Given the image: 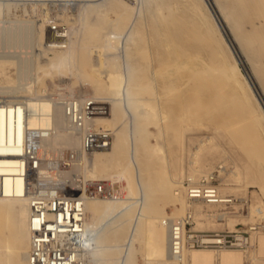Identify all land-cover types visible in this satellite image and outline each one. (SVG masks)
I'll return each instance as SVG.
<instances>
[{"label": "bare ground", "instance_id": "bare-ground-1", "mask_svg": "<svg viewBox=\"0 0 264 264\" xmlns=\"http://www.w3.org/2000/svg\"><path fill=\"white\" fill-rule=\"evenodd\" d=\"M83 1H88L89 3L81 4L80 2ZM153 1L149 0V2ZM158 1L161 3L159 11L167 3L171 10L162 18L158 14L159 11L154 14L155 23L159 28L154 38V44L156 46L161 45V38L164 39L167 35L180 37L186 41L181 50H175L173 49L174 40H170V44L171 42L172 44L167 47L169 54L167 53L166 58L161 57L159 59L162 65L160 66L166 65L167 68V63L171 62V68H173V65L176 64L174 69L178 66V72L180 70L183 73V78H186L189 82L192 81L194 87L203 86L207 89L210 85L209 82L214 81L215 83L212 82L215 85L214 90H212L210 96L218 97L219 92L228 90V98L237 109H242L244 112L252 111L253 115L259 114L261 116L259 120L263 118V121L258 123L263 138L264 109L256 97L250 81L240 71L239 60L233 54L234 52L232 53V48L221 30L219 21H221L234 43L240 59L244 63L252 64V67L251 65L249 67V74L257 83L261 98L264 100V82L258 78L260 74L257 73L254 65L256 63L262 66L260 65L262 60L254 57L255 53H252V50L264 47V0H236V2H231L230 0H174V8L171 6V0ZM211 4H213V8ZM20 5L26 8H24L26 11L21 16L24 18H12L14 14L12 16L9 13L11 12L10 10L15 7L19 11L17 6L20 7ZM74 6H76L77 11L72 16L68 10L73 9ZM47 7L56 10L52 13L51 9L50 12L52 14L43 12L44 8L48 9ZM59 7L64 8L59 11ZM88 9H92L96 14L95 22L87 20ZM132 9L130 4H127L124 0H0V264H29L28 256L32 248V203L28 193V167L27 164H23L22 159L28 143L36 148L38 156L42 160V166L32 181L35 185L52 180L62 185H67L66 182H69L72 186L68 191L70 195L81 193L83 195V192L88 187L84 181L101 178L100 174L103 175V173L113 170L111 180L118 182L119 186L114 192L112 199H103L96 195L92 197L83 196L85 198V228L81 241L84 250L83 258L86 264H137L138 260L135 259L136 257L134 258L136 249L134 248V243L138 241L137 239L143 237L146 238V245L149 249H152V247L160 249L168 256L167 260L157 264H176L170 257L169 230L164 225L163 218L160 217V214L164 211L160 201H172L177 206L179 213H183L188 204L186 213L192 210L195 217L198 210L192 209V205L195 203L190 204L185 202V198L183 199L184 190L182 191L183 186H181L182 178H184L183 172L179 176V179L182 180H177L173 175L167 178H159L162 176L160 175L151 182L147 179L149 176L146 177L147 174L145 175L144 173L145 168H149L151 164H156L157 156L154 159L153 153L164 152V148L162 141H159L154 146L150 144L149 138H146L147 134L141 135L146 138L145 140L140 137V133L145 129V127L142 128L143 124L145 122L148 124V121H141L142 124L138 121L140 119L146 120L151 115L155 116L154 118L151 117L153 120L157 118L156 115L162 119L164 111L158 107L159 105L155 106L151 99L146 102L143 101L142 104L148 108L138 116V119L134 117V124L127 131L130 141L127 148L125 147V139L121 135L122 131H118V133H114L110 148L93 151L89 153L92 156L88 157L79 151H84L82 131L75 128L66 116L62 104L64 99L61 101L63 107H59L53 104L51 100L37 98L36 95L38 96L40 92H46V88L37 90L36 94H32L26 100L15 98L14 96L7 100L4 97L5 95L20 93L22 89L19 86H11L10 83L28 80L30 77L39 80L41 78L40 74L45 76L53 72L62 71L64 68L68 70V67L72 64H75L77 75L88 78L93 90L91 96L95 98H100L102 95H108L109 93L118 97L122 96L123 92L127 95L126 92H128L131 85L141 78H146L150 83H148L149 86L154 84V87H157L156 85L163 83L161 72L151 65V53H147V57H144L146 59L144 60L148 62L147 74L144 73V75L146 74L145 77L142 76L143 74L138 69H132L129 63H126L125 74L120 72L118 64H115L117 68L114 70H108V72L101 70V67L108 64L109 60L115 61V59L120 57L119 51L121 49H123L124 56L127 58L135 54L134 49H136L137 54L140 52L141 42L149 43L148 37L143 38L139 28L132 26L129 31H123L125 22L121 19V16L124 13H131ZM120 10H123V13L116 17L121 12ZM72 13L74 14V12ZM64 15H69L74 19L72 26L63 22ZM52 18L58 23L67 26V35L65 41L61 44L62 46L57 45L61 42L55 41V37H51L49 43L46 40L48 38L47 29L49 28L47 25ZM166 20H168V24L167 22L165 23ZM102 22H108L112 24V27L105 32ZM84 30L87 31L85 37L77 42V47L74 46V39L80 33H83ZM258 32L262 37L261 39L253 37ZM41 42L43 43L42 47H46V51L52 50L54 53V56L49 58L45 65L39 62V56L35 55L34 52L29 58H22L19 64L16 60V62L11 60L16 58L13 52L4 53L2 51V49H9L10 47H35L40 45ZM94 47L104 51L103 61L100 55L97 58H91L90 55ZM191 48H195V51H191ZM111 49L115 50L114 55L108 52ZM141 52L145 53V51ZM139 54L141 56V53ZM201 59L204 63H201ZM9 65L17 67L16 73L8 72ZM88 67L98 77L105 73L107 81L113 83L114 88L111 86L107 88L103 83L99 82L91 71L87 72ZM107 67L109 68V66ZM260 69L262 70L261 67ZM238 73L241 75V79L238 78ZM81 77L78 76V78ZM180 77L177 78L181 79ZM86 79L85 81H87ZM184 80L182 79V81ZM188 81L184 82L185 86H182V88L187 87ZM7 83L10 85H5ZM81 84L83 85V83ZM136 87L140 89L138 86ZM140 87L143 90L146 86L143 87L142 85ZM187 89L183 90L182 99H177L183 100L181 103L183 108L188 107L189 104L185 94ZM32 90L33 86L30 87L29 93ZM155 90H158V88ZM89 91L87 90V92ZM97 118L95 117L93 120H96L95 127L98 126L100 130H103L101 128L108 126L107 122H105L106 120ZM157 123H160V121H157ZM51 130H64L67 133L65 140L73 147H77L78 151L71 152L72 149L66 148L65 152L63 150L64 154H61V149L58 150L59 152L52 148L50 149L44 143L43 137L47 136ZM54 134L52 133L51 136ZM254 151L259 155L258 146L254 147ZM70 152L69 160L66 159L67 162L65 161L62 166L60 163L59 170H53L56 164L53 163L52 158L56 157L63 161L61 157L67 158ZM197 157L198 154L193 155V165L198 163ZM261 157L264 158V153ZM161 159H164L163 156L159 160ZM201 168L202 166H196L193 170L191 169L188 179L198 181V178L201 177L200 173H202ZM134 169L136 170V175L138 172V181L142 189L141 198L136 199L134 197L135 200H132L133 196L131 195L135 192V183L132 179ZM220 169H224V165L220 166ZM150 173L152 174V172ZM119 181L122 182L119 183ZM220 194L223 197H227L221 192ZM140 202L142 204L138 213L135 214L132 207L137 203L140 204ZM255 203L254 206H251L247 217L251 216V218H254L257 216L262 219L264 217V207L259 206V204L255 206ZM204 206L206 208L216 207V205ZM199 208V206L196 207V209ZM214 215L213 211L207 212L209 217ZM177 216L180 217V215ZM171 217L174 216L171 215L164 218L168 219ZM218 217H220V221H223L224 214ZM232 222L235 221L231 220L230 224ZM256 230L259 231L253 233V241H258V250L260 251L259 253H262L264 252V234H261V231L264 228H256ZM107 234H111L112 238L109 239ZM126 235L127 248H119ZM254 254L255 252L253 251L251 254L252 259H255ZM184 258V264H246L247 262L238 249L223 250L216 253L213 250L195 248L187 250L184 253ZM144 259L146 264H154L152 259L146 256Z\"/></svg>", "mask_w": 264, "mask_h": 264}, {"label": "rangeland", "instance_id": "rangeland-1", "mask_svg": "<svg viewBox=\"0 0 264 264\" xmlns=\"http://www.w3.org/2000/svg\"><path fill=\"white\" fill-rule=\"evenodd\" d=\"M124 1L127 2V4H130V6L133 9L130 11L131 13H126V14L124 13L121 16V19L125 22V25H123V31L124 32L129 31L132 26H134V28H139L141 30L142 37L143 38L148 37L149 43L141 42L139 47L140 52L138 51L139 53H141V56H139L140 54L139 53L137 54L136 49H134L135 54H132L126 58L124 56L123 49H121V51H119L120 57L118 59H115V61L109 60L108 64L103 65L101 67V70L102 71L106 70V72H108V70H114L115 68H117L116 65L118 64V69L120 70V72L125 74L126 72L125 69L127 68L126 63H129L132 69H138L140 73L143 74L142 76L145 77L147 74L146 71L148 70L147 69L148 62L145 61L146 60L145 58L149 53H151L152 55L151 65L154 68L159 69V72H161L162 74L161 76H163L162 79L163 83L162 82L159 83L158 84L159 86L155 84L157 87H154V84L149 86L150 84L149 81H147L146 78L143 79L141 78L136 83H133L131 85L128 92H126L127 95H125V93L123 92L122 96L118 97L115 95H111L109 93L108 95L107 94L102 95V97L100 98H95L91 96L93 90L91 83L88 82V78L86 79L84 77H81L80 75H77L76 69L74 67L75 64H72L71 66L68 67V70L64 68L65 70L63 69L62 71H57L55 73L53 72L45 76L43 74H40L41 78L39 80L30 77L28 80H21V82L18 81L16 83L15 81L14 83H10L11 86H15V87L19 86V88L22 89L20 93L5 95L4 97L7 100L10 99L11 96H14L15 98H21L22 100H26L28 97L32 96V94H36L37 90H40L41 88H46V92H40L38 93V96L36 95V97L39 99L51 100L53 104L59 107H63L61 101L71 95L74 96L77 95V97L81 99L82 98L94 99L97 103H100L103 107H105L106 110L105 115L100 116L98 118L106 120L105 122H107L108 126L101 129L107 132H111L112 140L114 137V133L116 134L118 133V131H122L121 135L125 139L124 142L126 148L129 146L130 143L129 135L127 131H129V127H132V125L134 124V117L138 119V116H140L142 112H145L147 110L148 107H146L142 103L143 101L146 102L149 99H151L155 106L159 105L158 107H160L161 110L164 111V116L161 119L160 116L156 115L157 118L154 119L155 121L152 119L155 117L154 115H151L146 120L140 119V121H138L140 122V124H142L141 121L142 122L148 121V124L146 122L143 124L144 126L142 128L145 127V129L140 133V137L144 136V134H147V136L146 135L145 136L146 138L147 137L149 138L148 140L150 141V144H152L153 146L159 143V141H162L164 152H158V153L154 152L153 158L157 156L160 159L161 156H163L164 159L159 160L156 157L157 160L155 161L156 164L153 163L154 165L151 164L152 166L150 165L149 168H145L144 173L145 175L147 174L146 177L149 176L147 178L149 182L156 179V177L158 178V176L160 175L162 176L159 178H167L170 175H173L174 178H176L177 180L183 179L181 184V186H183V183L188 179V175L191 169L193 170L196 166L197 167L202 166L201 168L202 173H200L201 177H199L198 179L203 180V178H207V177L209 178L210 174H214L215 175L214 182L219 186L220 192L227 197L231 196L232 198L235 199V201L233 202V204L230 205V207L227 208L222 206L206 208L201 203L196 202L195 204L192 205V209L194 208L195 210H198L197 216L195 217L196 223L194 224L193 229L205 233L223 232V231H231V230L232 231L241 230V231L249 232L250 227L254 226V224L258 225L262 223L264 220V217H262V219H260L261 217H257V216L254 218L252 217L253 219L251 218V216L247 217L251 209V206H254L255 202H256L255 206H258L259 204V206L264 207V161H263L264 158L261 157L262 154L264 153V140H263L264 137L262 138V132L258 125L259 121H263V118L259 120V117L261 118L259 114L253 115L252 111L244 112L242 109H237V107L234 106V103L231 102V100L228 98V90H224V91L222 90L221 92H219L218 97L210 96V93L212 92V90H214V86H215L213 84L215 83L214 81H212L213 83L209 82L210 85L208 86L207 89L206 87L204 88L203 86L194 87L192 81L189 82L186 78H183L182 77L183 73L180 72V70L178 72L179 69L178 66H176V69H174L176 64L175 65L172 64L173 68H171V62L168 61L170 63L169 64L167 63L168 66L167 68L166 65H163V67H161L162 65L160 64L159 59H161V57L166 58L168 53L167 47H169L172 44V42L170 44V40L172 41L174 40L173 49L175 50H181L183 48V45L186 44V41L182 40L180 37L177 38L176 36L173 35L172 36L167 35L164 39L161 38V45L156 46L154 44V38L155 35L158 33L159 28L155 23L154 14H157V11H159V7L161 6V3H159L160 1L158 0H154L153 2H149V0H139V1L124 0ZM230 1L236 2V0H230ZM80 3L85 4L89 2L83 1ZM171 6L174 8L175 6L174 0H171ZM211 6L213 8V4H211ZM17 7L19 8V11L17 8L14 7L10 10L11 12L9 13H11L12 16L14 14L12 18L23 19L24 17L21 16L26 11L25 10L26 8L23 7V5H20L21 8L19 6ZM47 8L48 9L44 8L43 12L47 13L50 12L52 9L51 12L54 13V10H56L51 7L50 8L47 7ZM61 8L64 7H59V11ZM89 10L90 9L87 10V16H86L87 20L89 22H95L96 14L92 9L90 11ZM170 10L171 7H169L167 3L162 8V10L158 12V14H160L162 18V16L168 14ZM68 11L70 15L72 14V16H74L77 11L76 6H74L73 9ZM120 11L121 12L118 13L116 17L120 16V14L123 13V10ZM72 12H74V14ZM16 14L17 16L15 17ZM63 22H65L66 25L72 26V24L74 23V19H72L71 16L69 15L68 16L64 15ZM166 22L167 24L169 23L168 20H166L165 23ZM101 24L105 27L104 29L105 32H107V29H110L112 27V24L108 22H102ZM249 25L251 24L249 23ZM47 30L49 31V28ZM48 31L47 33L49 34V36L47 34L48 38H46V40L49 43L51 37ZM86 32L87 31L84 30L83 31L84 34L80 33L79 36H77L74 39V44H73L74 46L76 47L78 46L77 42H79L80 39H83L85 37ZM259 34L260 33L258 32L253 37L256 39H261L262 37ZM42 45L43 43L41 42L40 45L35 47H30V46H25L22 48L10 47L9 49L4 48L2 49V51L4 53L13 52L16 58H12L11 60L13 61L16 60L19 64L22 58H29V56H31L34 52L35 55L39 56L38 57L39 62L42 65H45L48 59L54 56V53L52 50L46 51L45 50L46 47L45 46L42 47ZM263 48L260 47V49L257 50H252L251 48V50L252 53H255L254 57H258L262 60L260 62L261 63L260 65H262L263 67L259 66L256 63L254 65L256 66L257 73L261 75V76L259 75L258 78L262 79V81L264 82V70H263L264 49ZM141 51H145V53ZM191 51H195V48H191ZM103 52L104 51H102L100 48L94 47V49H92L90 56L91 58H95V57L97 58V56L100 55L103 61L104 60ZM108 52L111 53L112 55L115 54L114 49H111ZM142 53H144L145 56ZM202 62L204 63L203 60L201 61V63ZM250 65L252 67V64L250 63L249 64L243 63L244 71H246V69L249 70ZM107 66H109V68ZM260 67L262 68V70L260 69ZM16 69L17 67H15L14 65H9L8 72L14 74L16 73ZM89 71L91 70L88 67L87 72L89 73ZM240 71L245 76V72H243L241 66H240ZM144 73L146 74L144 75ZM92 74L99 82L103 83L104 86H106L107 88H109L110 86L114 88V84L107 81V77L105 73L100 76L101 78L95 75L93 72ZM78 76L81 78H78ZM237 76L238 78L241 79V75L239 73L237 74ZM177 77L178 78L180 77L181 79H178ZM85 79L87 81H85ZM182 79L187 80L188 81L187 84L190 85L188 86L186 84L187 87L182 88V86H185L184 82H187L185 80L182 81ZM81 83H83V85ZM89 83L91 86L89 85ZM10 84L7 83L5 85H10ZM141 84L143 85V87L146 86L145 89L143 90L141 89L142 88L140 87L142 86ZM87 85L89 86L87 87ZM31 86H33V90L29 93ZM136 86H138L141 90L137 89ZM157 88L158 90H155ZM89 89L91 90L89 91ZM185 89H187L185 91V94L187 96L186 99L188 100L187 102H189V104L188 107L183 108L181 107V103L183 102V100H177V99L178 98L182 99L181 95L183 94V90ZM87 90L89 92H87ZM156 120L158 122L160 121V123H157ZM95 122L96 120L93 123L95 124ZM96 128L99 129L98 126H96ZM245 129L247 132L245 131ZM146 130L147 132H145ZM243 130L245 131V133ZM52 133L55 134L51 136ZM66 134L67 133L64 132V130L63 131L51 130L50 132H48L47 135L48 137L47 136L43 137L44 138L43 140L44 143L50 149L52 148L56 152H59L58 150L61 149L62 150L61 154H64L66 148L70 150L72 149L71 152L78 151L77 147H73L72 145H70L68 141L65 140ZM143 138L144 140L146 139L145 137H142V139ZM255 146H258L259 155H257V153H255L254 151ZM199 149L200 151L198 152ZM79 151L83 152L88 157L92 156V154L86 153L83 150H79ZM71 152L69 153L67 158L60 156L63 159V161H60L56 157L52 158L53 163L56 164L55 169L53 170H59L60 163L62 166V164L65 163V161L67 162V160H69V156ZM194 154H198L197 157L198 163L193 165L192 160H194L193 159ZM222 165H224V169L221 170L220 166ZM150 172H152V174ZM182 172L184 178L179 179V176L181 175ZM112 174H113V170L111 172H106L105 174L103 173V175L100 174L99 176L101 178L98 177L95 180H91V181L86 180L84 182L86 183V185H90L91 183L93 185L95 183L105 182L106 186H108V188H112L113 192H115L118 189L119 185L118 182L116 181L113 182V180H111ZM132 179L135 183L134 184L135 192H133L131 196H133V198L136 197V199L137 198L140 199L142 188L141 185H139L138 172L136 175L135 169L133 171ZM121 182L122 181H119V183ZM124 182L126 183V181ZM67 183L69 185L71 184L69 182ZM78 183H82V182H78ZM182 191H183V187H182ZM182 196L184 199L185 195L182 194ZM98 197L103 199H112V197L111 198H105L101 196ZM133 198L132 200H135V198L134 199ZM141 202L140 204L137 203L135 204V206L132 207V210H134L135 214L138 213L139 208L142 204ZM171 202L160 201L161 205H163L162 207L164 208V211L160 214V217H162L164 221L167 220L164 217L171 215L174 217H176V215L182 216L186 213V210L188 209L187 206L188 204H187L185 208L186 210H184L183 213H179L177 206H175V204L173 202L172 204ZM185 202L189 203L186 198H185ZM197 206H199L200 208L196 209ZM211 211H213L215 215L211 217L207 216V212H211ZM221 214H224L223 221H220L219 220L220 217H218ZM231 220L235 222H232V224H230ZM261 232H262L261 234H264V230H262ZM251 233L249 232V234ZM107 236L109 239L112 238L111 234H107ZM126 238L127 235L124 241L122 242L121 247L119 248H127ZM144 238L145 237L141 239H137L138 241L134 243V248H136L134 252L135 253L134 258L136 257L135 259L138 260L136 262L137 264H146V260L144 259L145 256L152 259V261H154V264L162 263L168 259V256L160 249L153 247L152 249L151 248L149 249L146 245L147 240L145 238L146 240L145 241ZM253 244L254 247L252 246L251 249H249L246 252L240 250L242 256L247 261L246 264H264V252L259 253L260 251L258 250V241H255ZM145 247H147L149 250ZM206 250L215 251L214 249H206ZM253 251L255 252L254 254L255 259H252L251 256ZM215 252L218 253L220 251H215Z\"/></svg>", "mask_w": 264, "mask_h": 264}, {"label": "built area", "instance_id": "built-area-1", "mask_svg": "<svg viewBox=\"0 0 264 264\" xmlns=\"http://www.w3.org/2000/svg\"><path fill=\"white\" fill-rule=\"evenodd\" d=\"M50 37H55L58 46H62L67 35V26L54 18L48 22ZM65 114L73 126L82 131L83 149L86 153L106 150L112 144V134L100 130L93 123L95 117L106 113L105 107L91 98H78L71 95L62 101ZM23 164L28 167V193L31 199V243L28 256L29 264H86L83 258L82 233L85 228V198L98 195L111 198L112 188L105 182L88 185L86 191L70 195L71 184L62 185L52 181L33 184V179L42 166L37 150L29 143L22 156ZM214 174L203 180L187 179L183 183L185 198L191 203L230 207L234 198L223 197L219 186L214 182ZM84 196V197H83ZM196 218L189 210L180 217H171L164 221L169 230V253L176 264H184V253L195 248L214 249L215 251L238 249L248 251L253 246L252 233L264 228V221L250 227V233L234 230L205 233L193 229Z\"/></svg>", "mask_w": 264, "mask_h": 264}, {"label": "water", "instance_id": "water-1", "mask_svg": "<svg viewBox=\"0 0 264 264\" xmlns=\"http://www.w3.org/2000/svg\"><path fill=\"white\" fill-rule=\"evenodd\" d=\"M218 21H219V20H218ZM219 22H220V25H221V30H222V32H223V34H224L226 40H228V42H229V44H230V46H231V48H232V51L234 52V55H235L236 58L239 60L240 66H241L243 72H245V76H246L247 79L250 81V84H251V86H252V88H253V90H254L255 95H256V97L259 99V101L261 102V105H262V107H263V109H264V100H263V98H261V94H260V92H259V90H258V87H257V85H256V82H255L254 79H252V77L250 76V74H249V70H248V69H246V71H244V68H243V63H244V61L240 59V57H239V55H238V53H237V49H236L234 43H233L232 40L230 39V37H229L228 33L226 32V29L223 27L221 21H219Z\"/></svg>", "mask_w": 264, "mask_h": 264}]
</instances>
